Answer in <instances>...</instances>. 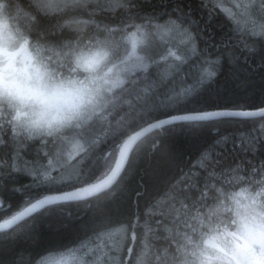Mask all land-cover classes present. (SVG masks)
<instances>
[{
	"label": "snow or ice",
	"instance_id": "snow-or-ice-1",
	"mask_svg": "<svg viewBox=\"0 0 264 264\" xmlns=\"http://www.w3.org/2000/svg\"><path fill=\"white\" fill-rule=\"evenodd\" d=\"M218 7L213 0H200L197 8L191 0H29L27 8L19 0L0 3V13L8 9L11 20H27L24 29L37 40L45 72L60 82L50 95L34 94L56 112L47 131L33 132L0 109V197L10 191L24 194L17 209L0 221V231L22 222L31 241L28 254L18 253L10 264H264V137L241 138L239 147L233 139L230 151L218 146L219 136L201 137L212 124L264 120V107L236 110L256 99L222 96L207 87L224 60L212 58V37L206 35ZM197 10L207 16L199 30L200 21L192 15ZM221 11L229 23L221 36L224 47L260 52L264 68V49L245 39L264 42V0H231ZM4 28L0 22V88L9 69L18 71L19 52L8 51ZM227 59L235 66L238 57L229 51ZM25 60L23 71L42 78L31 57ZM258 103L264 105V90ZM133 126L155 135L154 149L177 167L184 153L166 141L185 133L195 163L179 168L162 192L131 187L132 143L140 135L128 134ZM28 142L39 145L31 159L25 158ZM19 174L29 183L10 188ZM217 184L223 191L215 201L227 205L223 211H205V190L215 192ZM235 188L240 191L229 194ZM161 196L173 216V226L158 222L166 233L163 249L147 242L151 225L140 221L151 213L139 211V201L151 209ZM69 206H84L91 216L71 246L57 245L58 238L46 236L43 225L62 218ZM142 226L146 232L138 246Z\"/></svg>",
	"mask_w": 264,
	"mask_h": 264
},
{
	"label": "trees",
	"instance_id": "trees-1",
	"mask_svg": "<svg viewBox=\"0 0 264 264\" xmlns=\"http://www.w3.org/2000/svg\"><path fill=\"white\" fill-rule=\"evenodd\" d=\"M20 3L24 4L25 8L29 3V0H19ZM200 0H191L193 8H197ZM214 3L219 4L215 11V18L208 23V29L210 33L206 35H211L212 46L209 51L212 54V58L215 59L217 55L224 57L223 66L220 69L218 76L214 83L207 85L210 92L219 95H238L247 96L256 99V103H248L243 107L237 108L236 110L251 111L258 110L259 107H264L258 103V97L262 90H264V68L260 65V52L255 54H249L247 51H241L243 45L238 47L225 48L223 42L221 41V36L228 32L229 23L225 17L221 8L227 10L228 5L231 0H213ZM172 6L169 5L167 11L171 12ZM151 12V9L147 10ZM187 11V8H185ZM175 15V13H173ZM193 17L200 21L196 30L203 29L207 21V16L203 18L200 12L194 11L192 13ZM86 18V17H85ZM27 20L25 18L21 19V26L25 28ZM224 26L221 28L220 25ZM30 39L34 44L37 40L34 34H30ZM249 44H255L258 49H264V42H261L259 37L250 38L245 37ZM40 43H47L45 41H40ZM230 45H234L235 41L229 42ZM201 48L204 47L203 43L200 44ZM231 51L235 54L238 59L236 60L235 66L230 64L227 59V53ZM264 120L262 119H238L235 121H226L223 123L212 124L201 134L202 139L212 141L217 136L219 140L217 141L218 146L223 149L225 145L230 151L233 147L232 140H236V146L239 147L241 138L247 140L252 137H264ZM146 125H144L145 127ZM141 128L133 126L129 129L128 134L133 135ZM128 136L124 137L126 140ZM188 137L185 133H175L173 136L168 138L166 141L174 150H180L184 154L177 161V165H174L167 157L160 154L156 149H154V143H158L157 137L153 134H149L142 138L133 148L131 153L132 160L134 162V174L130 181L131 187L139 188L141 191L147 189L148 191H163L165 181L170 180L173 176L178 174L179 168H187L191 163H195L194 154H189L191 151L186 147ZM30 150L25 152V158L31 159L35 155L36 149L39 145L35 142H28ZM249 155L250 154H246ZM4 150L0 148V164L4 162ZM231 177L226 178L223 182L225 186L228 185ZM95 182V181H93ZM29 183V177L19 174L18 182L15 185H9V187H21L23 184ZM143 186V187H141ZM223 191L221 185L217 184L215 186V192H209L205 190V211L215 207L216 201L215 196L220 195ZM231 191H240V188L230 189ZM21 193L8 192L0 197V221L8 219L10 214L17 209L20 205L22 196ZM199 198V197H198ZM133 212L137 211V200L135 196L131 198L130 201ZM141 213L145 211H150L151 215L143 216L141 218V225H144L145 220L151 225L152 231L147 233V242L154 248L163 249L167 241L164 239L166 233L162 230L161 223L163 222L172 225L173 216L170 215L172 208L170 203L166 201L162 196L156 202V206L151 209H145V201H139ZM91 216V210L84 206H69L63 209L62 218L53 219L49 223L43 225V232L46 236L56 237L55 243L57 245H69L73 244L76 233L79 231L80 226L89 221ZM134 218V217H133ZM21 224L11 230L0 232V264H10V262L17 257L18 253H23L25 255L30 251L31 241L27 238L26 229L23 228ZM146 229L142 226L137 228L138 236V246L140 245L141 239L144 237ZM47 253H45L46 255Z\"/></svg>",
	"mask_w": 264,
	"mask_h": 264
},
{
	"label": "clouds",
	"instance_id": "clouds-1",
	"mask_svg": "<svg viewBox=\"0 0 264 264\" xmlns=\"http://www.w3.org/2000/svg\"><path fill=\"white\" fill-rule=\"evenodd\" d=\"M0 3H6V0H0ZM0 22L5 25L4 34L8 51L19 52L16 62L18 71L13 72L12 69H9L11 75L6 77L3 88H0V109L6 112L10 118L16 120L18 124L33 132L47 131V124L56 117V112L35 99L34 94L39 91L50 95L60 82L52 79L45 72L41 63V55L35 44L21 24L9 18L8 9L5 8L0 13ZM25 41L29 42L25 45ZM25 56L31 57L34 68H41L42 78L23 71L27 64ZM226 205V200L217 201L215 207L223 211Z\"/></svg>",
	"mask_w": 264,
	"mask_h": 264
},
{
	"label": "water",
	"instance_id": "water-1",
	"mask_svg": "<svg viewBox=\"0 0 264 264\" xmlns=\"http://www.w3.org/2000/svg\"><path fill=\"white\" fill-rule=\"evenodd\" d=\"M255 111H258V110H253V112H255ZM260 117H254V118H248V119H259ZM137 133H140V135L138 136V138L135 140V141H133V143H132V148H134V146L136 145V143L137 142H139L142 138H144L145 136H147V135H149L150 133H143V132H141V129L139 130V131H137L136 133H134L133 135H136ZM128 139V138H127ZM126 139V140H127ZM17 225H14L12 228H14V227H16ZM11 228V229H12ZM11 229H6V230H4V231H0V232H5V231H8V230H11Z\"/></svg>",
	"mask_w": 264,
	"mask_h": 264
},
{
	"label": "bare ground",
	"instance_id": "bare-ground-1",
	"mask_svg": "<svg viewBox=\"0 0 264 264\" xmlns=\"http://www.w3.org/2000/svg\"><path fill=\"white\" fill-rule=\"evenodd\" d=\"M251 111H253V110H251ZM259 119H261V118H259ZM247 120H250V119H247ZM146 127V126H145Z\"/></svg>",
	"mask_w": 264,
	"mask_h": 264
}]
</instances>
